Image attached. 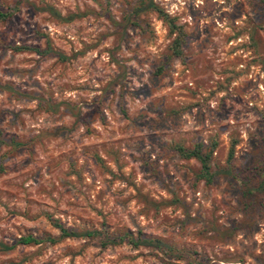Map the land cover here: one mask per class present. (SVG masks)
Wrapping results in <instances>:
<instances>
[{
    "label": "rangeland",
    "instance_id": "374dc122",
    "mask_svg": "<svg viewBox=\"0 0 264 264\" xmlns=\"http://www.w3.org/2000/svg\"><path fill=\"white\" fill-rule=\"evenodd\" d=\"M0 13V264H264V0ZM198 143L214 145L208 183L175 151Z\"/></svg>",
    "mask_w": 264,
    "mask_h": 264
},
{
    "label": "trees",
    "instance_id": "16d2710c",
    "mask_svg": "<svg viewBox=\"0 0 264 264\" xmlns=\"http://www.w3.org/2000/svg\"><path fill=\"white\" fill-rule=\"evenodd\" d=\"M149 8L153 11H155L157 13V15L168 25V29H169V33L170 34H175L172 42H171V46H170V51H171V55L173 57L176 58H181L182 57V52L180 50V47L183 43V33L180 30L179 27H176L173 24L172 19H169L162 11H160L159 9H157L155 6H153L152 4L149 5ZM10 15L8 14H3L0 13V20L6 19L8 18ZM10 49L13 52H24V51H30L33 52L37 55H44L46 54V51H40L37 48H33V47H24V46H11ZM234 145L235 142H232L229 146L228 149V153H227V159H226V163L229 164L232 156H233V149H234ZM202 144L198 143L196 144L192 149H184L183 147L180 146H176L175 147V151L177 152V154L179 155L180 158L182 159H195L199 165H200V169H201V173H200V177L202 179L205 180V182H209L210 181V174H209V165H208V161L210 159V156L213 152L214 149V145H211L210 148L202 153ZM54 227L58 230L59 232V239L62 238H69V237H77V236H84V237H90V236H101L103 237V235H101L98 232H86L84 234H77L73 231H68L65 228H63V226H61L60 224L54 222L53 223ZM106 241V237H103ZM49 242H53L54 240L48 238L47 239ZM143 242V241H141ZM150 242L153 241H144V244H148ZM156 243H158L157 241H154ZM38 243H40V240L31 236V235H26V236H22L19 237L15 244L18 245H23V246H27V245H37ZM128 243H130L133 246H137L138 243H136L133 239H128ZM140 243V242H139ZM104 245V244H103ZM13 248V246H6L2 243H0V249L2 250H9Z\"/></svg>",
    "mask_w": 264,
    "mask_h": 264
}]
</instances>
